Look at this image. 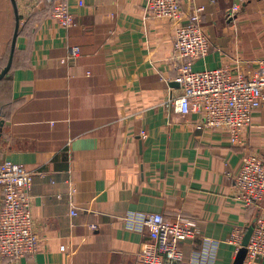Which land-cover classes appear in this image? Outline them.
<instances>
[{
    "label": "crops",
    "instance_id": "1",
    "mask_svg": "<svg viewBox=\"0 0 264 264\" xmlns=\"http://www.w3.org/2000/svg\"><path fill=\"white\" fill-rule=\"evenodd\" d=\"M16 2V50L0 87V161L34 173L40 246L32 257L0 264H136L149 241L141 224L149 214L198 225L202 238L182 245L186 259L206 253V239L213 264H234L232 231L264 216V201L245 208L235 200L231 177L246 155H264V106L243 146L223 130L198 129V114L177 113L183 90L170 59L179 23L147 18L148 0H69L70 29L55 23L48 4ZM180 4L182 23L193 5L205 8L211 50L195 70L250 76L264 58V0ZM236 5L241 10L228 17ZM15 25L12 1L0 0V73Z\"/></svg>",
    "mask_w": 264,
    "mask_h": 264
},
{
    "label": "built area",
    "instance_id": "2",
    "mask_svg": "<svg viewBox=\"0 0 264 264\" xmlns=\"http://www.w3.org/2000/svg\"><path fill=\"white\" fill-rule=\"evenodd\" d=\"M21 1L29 6L48 4L58 26L63 29L76 26L69 0ZM240 10V6H234L228 17ZM204 12L203 6L193 5L192 14L182 23L180 0H148L147 5V18L179 23L170 59L176 67V81L183 90L173 104L175 111L183 116L198 114L202 119L198 129L223 130L230 135L233 145L243 146L254 113L264 106V58L256 62L248 77H232L227 67L195 70V63L206 58L211 50L202 22ZM80 54V48L75 47L71 58L77 59ZM231 177L236 185L238 203L251 208L264 201V155H246L238 173ZM33 179L34 173L24 165L7 159L0 161L1 260L19 261L39 251L40 238L31 211ZM141 224L149 230V241L142 245L136 264H213L208 256L212 242L206 239V253H200L197 259L185 258L182 245L202 238L194 221L182 217L171 221L161 214H149L143 217ZM245 233L237 228L231 233L230 243L237 252L242 248ZM246 250L244 264L264 262V216L259 217Z\"/></svg>",
    "mask_w": 264,
    "mask_h": 264
},
{
    "label": "water",
    "instance_id": "3",
    "mask_svg": "<svg viewBox=\"0 0 264 264\" xmlns=\"http://www.w3.org/2000/svg\"><path fill=\"white\" fill-rule=\"evenodd\" d=\"M11 1L13 4V7H14L16 25H15L14 34H13L12 41H11V49H10L8 62H7V65L5 66V68L0 73V82L9 74V72L12 69L14 54H15V50H16V43H17V38H18L19 28H20V17H19L17 2H16V0H11ZM3 125H4V121L0 116V147H1V141H2ZM258 219H259V215L254 220L253 224L247 228L244 239H243L242 248L239 250L234 264H244L246 254H247L246 247L248 246V243H249L250 238L253 234V231L255 229V226L257 224Z\"/></svg>",
    "mask_w": 264,
    "mask_h": 264
},
{
    "label": "trees",
    "instance_id": "4",
    "mask_svg": "<svg viewBox=\"0 0 264 264\" xmlns=\"http://www.w3.org/2000/svg\"><path fill=\"white\" fill-rule=\"evenodd\" d=\"M6 65H7V63H6ZM8 78H9V74L0 82V87L8 81Z\"/></svg>",
    "mask_w": 264,
    "mask_h": 264
}]
</instances>
